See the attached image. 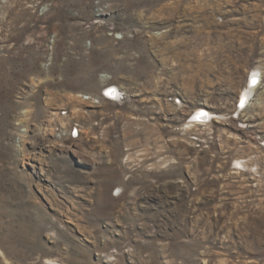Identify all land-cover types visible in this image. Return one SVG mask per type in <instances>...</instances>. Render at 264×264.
I'll use <instances>...</instances> for the list:
<instances>
[{"label": "rangeland", "instance_id": "1", "mask_svg": "<svg viewBox=\"0 0 264 264\" xmlns=\"http://www.w3.org/2000/svg\"><path fill=\"white\" fill-rule=\"evenodd\" d=\"M0 264H264V0H0Z\"/></svg>", "mask_w": 264, "mask_h": 264}, {"label": "bare ground", "instance_id": "2", "mask_svg": "<svg viewBox=\"0 0 264 264\" xmlns=\"http://www.w3.org/2000/svg\"><path fill=\"white\" fill-rule=\"evenodd\" d=\"M254 78H256L255 76H253ZM253 77H251L250 79V86L248 89L244 90L241 93V96L238 99L239 102V111L245 110L247 108V102L249 100V98L252 96V91L254 90V85L257 84L258 80L254 79ZM104 98H108V100L110 99V101H114L117 96V91L116 89H108L105 93V95H103ZM86 99H92L91 97H86ZM99 103V102H96ZM238 109V108H237ZM213 117L211 116V114L209 113H205V111L203 109H199L195 112L194 117L192 118L193 120L191 121L192 124L194 125H202L205 122H209L210 119H212ZM240 168H242V164L239 162H236V167L235 169L241 170Z\"/></svg>", "mask_w": 264, "mask_h": 264}, {"label": "built area", "instance_id": "3", "mask_svg": "<svg viewBox=\"0 0 264 264\" xmlns=\"http://www.w3.org/2000/svg\"><path fill=\"white\" fill-rule=\"evenodd\" d=\"M108 89L112 90L113 88H112V87H109V88L105 89V91H104V95H105V93H106V91H107Z\"/></svg>", "mask_w": 264, "mask_h": 264}]
</instances>
